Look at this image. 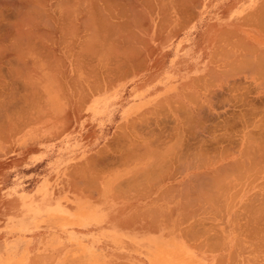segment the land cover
<instances>
[{
	"label": "crops",
	"instance_id": "1",
	"mask_svg": "<svg viewBox=\"0 0 264 264\" xmlns=\"http://www.w3.org/2000/svg\"><path fill=\"white\" fill-rule=\"evenodd\" d=\"M93 1L86 0L84 7L79 13V18L72 24L73 30L70 27V29L64 30L66 33H61L62 38L63 34H66L64 35L65 39L69 37L66 42L59 35L55 37L56 40L54 39L52 44L50 43L49 48L56 51L55 53L54 51L52 53L48 52V48L46 51V53L48 52V58L45 57L46 54H43L44 56L41 55L45 52L36 54L34 66L35 83L30 84V88H28L29 84H23L22 81L15 86L14 91H8L6 86L0 85V92L3 90L0 93V106L3 104L0 109V264H57L52 259L58 250L44 245V236L47 235L44 229H36L34 232L28 233H23L22 229L24 227L25 229L33 228L35 222L38 221L39 205H46L47 210L53 212L55 208L59 207L63 210L68 208L71 211H75L82 204L90 206L98 216L88 224H71L67 228L73 235H78L84 243L91 242V239L87 237L89 234L100 237V241L93 243V250L101 252L105 259L98 264H152V261L148 258L149 247L155 242H159L165 248L179 250L185 248L194 255L200 254L206 260V264H264V145L262 143L264 142V133L261 128H257L264 124V118L260 115V110L264 108V101L257 97L243 100L228 99L229 94L233 93L258 94L264 92V83H262L264 82L262 81L264 79V72L262 73L264 65H261L263 63L255 66L257 68L258 65H261L263 67L261 71L255 67H252L256 69L254 71L249 68V62L253 63L252 66H254V61H261L260 57L255 59L257 54L258 56L261 54L262 57L264 54V14L262 15V11L264 13V0H198V3L196 2L197 0H188L190 3H186L188 6L189 4L191 5L190 9L194 12L185 7V10L189 9L187 14L190 17H188L185 14L184 7L181 8L183 9L182 13L185 11L186 18L181 17L182 13L178 8L186 6L185 2L182 5L184 0H181L180 4L182 6H177L178 2H180L179 0H175L176 2L174 0H149L150 2L147 0L149 5H153L151 10L148 3L144 2V0H132L133 2L130 0H125V2L124 0H119L123 5L119 1L113 4V0H111V3L109 0H105L103 3V0H96V3L94 2L96 9L93 6ZM130 2L131 8H136L131 9L129 6V11L127 7ZM117 4H121L122 8L125 7L124 10ZM145 5L146 7H144ZM100 6L101 11L98 10ZM110 8L116 19L113 16L111 17L112 14H109ZM91 9H93L94 13H92ZM131 10L135 11V14ZM137 11L140 13L138 14ZM72 13L70 12V14ZM105 13L108 15L106 16ZM131 13H133L135 20H129V16H131L130 19L132 18ZM83 14L86 15L83 17ZM103 14L107 19L109 18L104 25H102L105 21ZM75 16L76 14L73 13L69 18L74 19ZM161 16H164L167 21L163 22V19L159 18ZM191 16L195 18L192 19ZM80 17L84 19V22L86 21L85 19H88L85 25ZM92 17L96 20L94 21ZM90 18L96 24L93 22V25H91L92 20ZM182 18L187 19L186 23L183 22L184 20L181 21ZM258 18L259 21H257ZM137 19H140L137 21L138 23L134 22ZM124 20H126V23ZM128 20L129 23L134 22L135 24L130 23V26V24H127ZM141 20L144 25L146 24L145 26L142 25L145 30L141 26L143 32L140 27L137 28ZM102 21L103 23H101ZM110 21H115V23ZM116 21L121 24L118 23V26ZM108 22L111 23L113 31L116 30V26L119 31L123 28L128 30L130 27V31H123V29L119 32L117 29L118 32L114 33L115 31L113 32L109 28ZM99 24L100 26L97 27L98 34L101 32L105 37L96 33L98 37H103V40L98 38L102 42L98 39L95 42L96 36H94L95 38L93 37V30ZM113 24H116V26L113 27ZM126 24L128 25L127 28ZM105 25L106 27L104 28H108V31L104 32L102 26ZM123 25L126 26L123 27ZM77 26L78 28H76ZM146 26L148 27V32L146 31ZM188 26L191 28L189 29ZM91 27L93 30L90 29ZM98 28H101L102 31ZM81 29L83 30L81 31ZM131 30H135L133 33L136 32V36ZM69 31L70 34H68ZM98 31L95 30L94 32ZM137 32L138 35L140 34V38H138L139 36L137 37ZM109 33H111L112 37L120 39V41H116L115 38H113L115 40H111L112 37H109ZM118 33H124V36ZM107 34L109 35L107 36ZM125 34L128 36H125ZM154 34L155 36H153ZM125 37L130 38L131 43L129 40L128 43ZM143 37L146 38L147 42ZM72 38L74 39L73 42ZM125 40L128 43L127 47L125 46L127 45ZM91 41H94V44L90 43ZM104 41L105 43H103ZM107 41H109L108 44H106ZM123 41L125 45H123ZM137 41L138 43H136ZM139 41L147 43V49L146 45L143 47L144 44L142 45ZM119 43L122 45L120 46ZM92 45H94V48H92ZM102 45L103 47L107 45V48L104 50ZM114 45L120 47L121 51H123V46H125L126 51L124 52L128 51L129 53L127 56L136 57H133L131 61L137 60L134 62L135 64L137 62L141 63H139L140 66L138 64L140 70L139 68H134V63L132 64L126 58L124 52L120 54L119 52L121 51L118 48L116 51V47H113ZM133 45H137V48L136 46L135 48L138 51L136 49L135 51L140 52V56L129 51V49L132 50L129 48L131 46L134 49ZM243 45L246 47H242ZM108 46L115 51L113 52V49ZM87 47L91 48L87 49ZM222 47H224V50ZM252 47L257 48V50L254 51L255 49L253 48V50ZM94 49L98 52L95 53ZM249 49L253 52V56H251ZM84 50L89 51L85 52ZM260 50L263 51L259 54ZM75 51L77 53L83 51L82 53L86 54L82 55L80 53V56L78 54L79 57L76 58ZM141 51H143L142 55L145 52L144 57L141 56ZM203 51L205 54H203ZM112 52L113 60L117 56H121V58H119L120 61L116 59L114 61L115 64L112 63L111 66H120L121 63L119 64V62L124 58L126 59L122 61L126 62L119 67L122 71L119 69L120 71L116 72L118 67L116 68L117 70L113 68L115 71L112 70V72H116L117 75H115L116 73L112 75L113 73L109 72L110 69L108 73L105 70L110 68L109 63L112 60V55H109V53L111 54ZM116 52L120 55L116 54L117 56H115ZM130 52L132 53L131 55ZM221 52H223L222 55H220ZM226 53L228 58H226L227 56L223 58ZM230 53H233V55H230ZM52 54H56L57 57L62 59L58 60L56 55L52 56ZM84 55L85 57L89 56L84 58ZM54 56L57 59H54ZM81 56L83 60L79 61ZM140 57H143L145 61H140L142 59ZM243 57L247 59H243ZM45 59L46 61L49 59L51 62L48 63ZM76 59L78 65L76 64ZM86 59L93 62L92 65L97 69L94 71L95 73L92 71L94 67H91L92 65H89V61H86ZM241 61H247L249 64L245 62L244 68L239 69L241 65L238 62ZM82 62L85 63L83 69L80 67L83 65ZM228 62H231V64L229 63L228 65ZM259 62L257 61V63ZM51 63L55 65L52 64V66L54 65L53 67L48 66ZM128 63L130 67H128ZM123 65L126 66L123 67L125 70L122 68ZM51 67L54 69L53 72L55 74L51 71ZM84 67L88 68V72ZM126 70L127 73L125 72ZM221 70H225L226 76L229 75V77H225L224 71L222 72ZM226 70H230L232 73L230 71L228 73ZM83 71L86 72L84 73ZM255 71L256 73L260 71L261 74H256ZM5 72L6 67L3 68V73ZM211 73H214V77L210 76ZM105 74H109V77H106ZM259 75H263V78ZM56 77H60V79ZM71 80H74L75 85L74 82L72 84ZM96 80L97 82H95ZM209 81L211 82L209 83ZM212 82H214L213 85H211ZM78 84L79 87L77 86ZM72 86L75 87V90ZM32 87L36 89L33 88L32 90ZM209 90L213 91L209 92ZM41 91L45 97L41 94ZM8 92L12 94H10L11 97ZM33 92H37L36 95ZM213 93L215 95L211 96ZM40 96L43 97L40 98ZM190 96H193L194 99H191ZM208 97H210V101ZM195 99L198 103L200 101L199 104L201 106L204 104L205 107H199L197 102L194 101ZM5 103H7L8 107L4 106ZM10 103L14 104L10 106ZM196 105L204 110L201 112L202 109H200V112H197L200 115L202 113V117H200L202 121L199 120L200 122H198L200 115L196 113L197 108H194ZM179 107L182 110H178ZM184 108L185 110H191L190 114L187 111V114L185 111L184 114ZM178 111L179 113L182 111L181 113L185 116L181 115V113L180 115L184 119L178 115ZM197 111L199 110L197 109ZM191 113L195 114L194 118L196 119L192 118L193 114L192 117L189 116ZM19 123L21 125L18 127ZM179 129L183 133H180L181 131L178 133ZM249 140H253L255 143L251 144L248 142ZM181 142L183 145L180 144ZM173 145H176V147ZM164 148L172 149L173 152ZM159 149L161 152L158 151ZM162 150L164 151L162 152ZM174 151L176 154L181 153L177 154L176 157ZM188 153L190 154L188 155ZM182 155L185 159L181 157ZM193 155L197 159L194 164H192L195 161ZM174 157H176V160H174ZM186 157H189L190 160ZM167 158L172 166L167 163ZM182 159L189 164V166L188 164L185 165L186 169L184 168L185 163H179ZM192 159L193 162H191ZM199 159H204V164L203 166L201 165L202 169L197 167V165L200 166L202 164ZM150 161L153 163L151 164ZM154 161H160L161 165L163 163L162 167L164 168ZM118 162L122 163L119 165ZM165 164L169 167L167 168ZM190 164H192V167H190ZM155 166H157V169ZM187 166L190 169H187ZM143 167L147 169L146 171L144 170L145 175L144 171L141 172ZM139 168L141 174L138 171ZM178 169H180V173ZM151 170H156L159 174L153 172L156 177L159 176L155 180L159 184H154L156 183L154 181L155 175H152L153 179L146 178L150 175L146 174L148 171L150 173ZM135 171H138V173ZM163 171H166L167 174H165L167 176L165 182V177L164 175L162 176ZM196 172H201L202 174L199 173V175ZM175 174L178 175L176 176ZM189 174L194 182L187 183ZM196 174L199 177L203 175L204 178L200 177L198 179L199 177ZM219 178L225 179L224 182H220L222 180H219ZM161 179L162 181L160 182L159 180ZM185 179H187V182L184 181ZM136 180L137 183H135ZM131 182L133 184H141V188L137 185L132 187ZM149 182H151V185H149ZM117 183H119V187L123 185L125 188L122 186L119 188ZM125 183L130 184V186L125 185ZM175 183L178 187L176 185L170 186V184ZM186 183L187 185H184ZM146 184L148 192L145 188L147 187ZM173 186L175 189L170 190L173 191L170 192L169 188L172 189ZM183 186L184 189L185 186L186 188L190 186V188L187 189L188 191H183ZM132 189L134 195L130 192ZM137 189L141 191L139 194ZM164 189L167 191L165 192V196L168 195L166 197L163 196ZM150 191H153V193L151 192L150 194ZM159 192H163V194L160 193V195ZM135 193H137L136 197ZM192 193L194 194L191 195ZM174 194H177V196L174 197ZM205 194L208 197H205ZM143 195L145 198H143ZM189 195H191L190 198ZM159 198L161 199L159 200ZM207 198L210 200L207 201ZM189 199L191 200L190 202ZM183 202L185 204H181ZM171 207H173L172 210ZM162 213L168 215V218L165 214L163 216ZM58 232L60 234V231ZM103 235L121 238L122 245L120 249L106 238H102L101 236ZM23 237H26L25 240H23ZM74 251L77 250L73 247L70 248L67 251L69 252L68 257L61 264H82L81 259L83 257L80 254L74 255Z\"/></svg>",
	"mask_w": 264,
	"mask_h": 264
},
{
	"label": "bare ground",
	"instance_id": "2",
	"mask_svg": "<svg viewBox=\"0 0 264 264\" xmlns=\"http://www.w3.org/2000/svg\"><path fill=\"white\" fill-rule=\"evenodd\" d=\"M91 1H93V0H91ZM104 1H105V0H103L102 3H103ZM109 1H110V3L112 2L111 0H109ZM116 1L118 2L119 0H113L112 3L114 4V2H116ZM126 1H128V0H126ZM130 1H132V0H130ZM148 1H149V0H148ZM150 1H151V0H150ZM150 1H149V2H150ZM177 1H178V0H177ZM179 1H180V2H178L179 4H177V6H178V5H179V6H182L184 2H185V5H186V6L178 7V8L181 10V11H180V10L178 9L181 13H182V11H183V9H181V8L184 7V10H185L186 8H189V9L191 8V7H190L191 5L189 4V6H188L187 3H186V2H188V0H187V1H186V0L182 1V5L180 4V3H181V0H179ZM210 1H211V0H210ZM94 2L96 3V0H94L92 3L94 4ZM100 2H101V1H100ZM119 2H120V1H119ZM124 2H125V0H124ZM132 2H133V1H132ZM140 2H141V1H140ZM144 2L148 3V5H149V2H147V0H144ZM174 2H176V1L174 0ZM196 2L198 3V0H197ZM199 2H200V1H199ZM85 3H86V0H0V78H1V79H0V82L2 81V86H4V87L6 86V89H8L9 91H12V90L14 91V90H15V89H14L15 86L19 83V79H20L19 77H20V76L23 77V76L25 75V73H26V71H27L26 69L28 68L26 62H27L29 59H28L27 57L24 58V56H23V54H24V53H22V50H23V49L21 50V47L23 46V44H24V43L26 44V43H28V42H31V41L34 40V39H38V40L40 39L41 41H43V43H44V41H48V40H53V41H54L55 37H58L59 35L61 36V33H62V32H60V29H61V28L66 24V22L70 19V18L67 19V17H69L70 15H73V13H75V14H76L75 18H74V19H70V21L68 22V24H66V25H68V26L71 24L70 27H71V29H72V24H74V22L77 21V19L79 18V15H80L79 13H80L82 7H84ZM92 3H91V4H92ZM110 3H109V4H110ZM120 3L123 5L122 2H120ZM127 3H128V2H127ZM135 3H137V2H135ZM146 3H145V4H146ZM160 3H161V2H160ZM188 3H190V2H188ZM207 3H208V2H207ZM210 3H211V2H210ZM97 4H99V3H97ZM97 4H96V6H97ZM105 4H106V3H105ZM121 4H120V5L117 4V5L121 7ZM152 4H153V3H152ZM158 4H159V2H158ZM175 4H176V3H175ZM175 4H174V5H175ZM193 4H194V3H193ZM99 5H100V4H99ZM106 5L108 6V4H106ZM106 5H105V6H106ZM126 5H128V4H126ZM130 5H131V2L129 3V5H128V7H127V9H129V11H130V8H131ZM132 5L134 6V4H132ZM150 5H151V4H150ZM150 5H149V7H150V10H151V9L153 8V5H151V6H150ZM161 5H162V4H161ZM161 5H160V6H161ZM163 5H164V4H163ZM93 6H94V8L96 9L95 4H94ZM103 6H104V5H103ZM112 6H113V5H112ZM124 6H125V5H124ZM129 6H130V8H129ZM158 6H159V5H158ZM158 6H157V7H158ZM187 6H188V7H187ZM209 6H210V5H209ZM91 7H92V6H91ZM97 7H99V6H97ZM109 7H110V6H109ZM109 7H108V8H109ZM114 7H117V6H114ZM120 7H118V8H120ZM122 7H123V6H122ZM122 7H121V8H122ZM144 7H146V5H145ZM154 7H155V6H154ZM185 7H186V8H185ZM104 8H105V7H104ZM121 8H120V10H121ZM124 8H125V7H124ZM124 8H122V9L124 10ZM134 8H136V7H134ZM134 8H131V9H134ZM161 8H162V6H161ZM192 8H193V7H192ZM197 8H198V7H197ZM199 8H200V7H199ZM115 9H117V8H115ZM115 9H114V10H115ZM147 9H148V8H147ZM176 9H177V7H176ZM189 9H187V10H189ZM202 9H203V8H202ZM211 9H212V8H211ZM211 9H210V10H211ZM261 9H262V8H261ZM69 10H70V11H69ZM92 10H93V9H91V11H92ZM98 10L101 11V6H100V9H98ZM98 10H97V11H98ZM106 10H107V8H106ZM120 10H119V12H120ZM136 10H137V9H136ZM156 10H157V9H156ZM178 10H177V12H178ZM187 10H185L186 13H185V11H184L185 14H187V13L189 12V11L187 12ZM259 10H260V9H259ZM95 11H96V10H95ZM99 11H98V12H99ZM107 11H108V10H107ZM125 11H127V10L125 9ZM132 11H133V10H131V12H132ZM139 11H140V10H139ZM139 11H137L138 14L140 13ZM190 11H191V9H190ZM203 11L205 12V10H203ZM67 12H71V13L73 12V13L70 14L69 16H67ZM102 12H103V11H102ZM111 12H112V11H111V8H110V13H109V14H110V15L112 14L111 17L113 16V17H115V19H116V16H114V13H111ZM137 12H136V13H137ZM156 12H157V11H156ZM171 12H172V11H171ZM191 12H194V11L192 10ZM208 12H209V11H208ZM256 12H257V11H256ZM90 13H91V12H90ZM92 13H94V12L92 11ZM92 13H91V15H92ZM96 13H97V12H96ZM96 13H95V15H96ZM120 13H121V12H120ZM120 13H119V14H120ZM123 13H124V12H123ZM133 13L135 14V11H133ZM133 13H131V15H132ZM150 13H151V12H150ZM150 13H149V14H150ZM153 13H154V12H153ZM184 13H182V16H181L180 14H179V15H180L181 17H183V18H186L188 14L185 15ZM200 13H201V12H200ZM65 14H66V15H65ZM68 14H69V13H68ZM99 14H101V12H99ZM105 14H106V13H105ZM125 14H126V13H125ZM125 14H123V15H125ZM158 14H159V13H158ZM160 14H161V13H160ZM166 14H167V13H166ZM194 14H195V13H194ZM253 14H254V13H253ZM260 14H261V13L259 12V15H260ZM263 14H264V13H263V11H262V15H263ZM85 15H86V14H85ZM85 15L83 14V17H84ZM101 15H102V14H101ZM107 15H108V14H106V16H107ZM120 15H121V14H120ZM123 15H122V16H123ZM127 15H128V14H127ZM129 15H130V14H129ZM142 15H143V13H142ZM168 15H169V14H168ZM168 15H167V16H168ZM175 15H176V14H175ZM183 15H184L185 17H184ZM195 15H196V14H195ZM195 15H194V16H195ZM259 15H258V17L261 16V15H260V16H259ZM66 16H67V17H66ZM92 16H93V15H92ZM103 16H104V14H103ZM106 16L103 17V18H105V21H104V23H103V21L101 22V23H103L102 25H104L105 22H107V20H109V18L107 19ZM122 16H121V17H122ZM133 16H134V15H132V18H131V19H130L131 16H129V17H128L129 20L134 19L135 17L133 18ZM137 16H138V15H137ZM137 16H136V17H137ZM140 16H141V14H140ZM143 16L145 17V15H143ZM146 16H147V15H146ZM152 16H153V15H152ZM157 16H158V15H157ZM180 16H179V17H180ZM197 16H198V15H197ZM89 17H90V15L88 16V19H89ZM125 17H126V16H125ZM141 17H142V16H141ZM147 17H148V16H147ZM175 17H176V16H175ZM188 17H190V16L188 15ZM86 18H87V17H86ZM92 18H94V17H92ZM128 18H127V19H128ZM137 18H138V17H137ZM142 18H143V17H142ZM153 18H154V17H153ZM153 18H152V19H153ZM157 18H158V17H157ZM159 18H160V19H163V20H162L163 22H164V21H167V19H166L164 16H161V17H159ZM183 18L181 19V21L184 20L183 22L186 23L185 21H186L187 19H183ZM191 18L193 19V18H195V17H192V16H191ZM80 19H82V18L80 17ZM88 19H85V20L88 21ZM90 19H91V18H90ZM97 19L99 20V18H97ZM143 19H144V18H143ZM143 19H142V20H143ZM145 19L147 20V18H145ZM148 19H149V18H148ZM160 19H159V20H160ZM165 19H166V20H165ZM203 19H204V18H203ZM250 19H251V18H250ZM260 19H261V17H260ZM91 20H92V19H91ZM95 20H96V19L94 18V21H95ZM129 20H128V23H127V24L137 22V21L140 20V19H137L136 21H134V20H135V19H134V20H133L134 22H130V23H129ZM142 20H141L140 24L142 23ZM154 20H155V19H154ZM256 20H257V19H256ZM86 21H85V22H86ZM89 21H90V20H89ZM94 21L92 20V22H91L92 24H91V23H88V24L93 25V22H94ZM99 21H100V20H99ZM144 21H145V20H144ZM144 21H143V22H144ZM192 21H193V20H192ZM201 21H202V20H201ZM252 21H253V20H252ZM257 21H259V18H258ZM82 22L84 23V25L87 23V22H86V23L84 22V19H82ZM110 22H112V21H110ZM110 22H108L109 25L111 24ZM113 22L115 23V21H113ZM113 22H112V23H113ZM122 22H123V21H122ZM124 22L126 23V20H124ZM148 22H149V20H148ZM177 22H178V21H177ZM190 22H191V21H190ZM69 23H70V24H69ZM80 23H81V22H80ZM94 23L96 24V22H94ZM118 23L121 24L120 22H117V21H116V24H118ZM137 23H138V22H137ZM145 23H146V22H145ZM157 23H158V22H157ZM157 23H156V24H157ZM178 23H179V22H178ZM81 24H82V23H81ZM97 24H98V21H97ZM108 24L106 23V25H108ZM116 24H113L114 26H113V25H112V26L115 27ZM119 24H118V26H119ZM127 24H126V25H127ZM134 24H135V23H134ZM134 24H133V25H134ZM140 24H139V26H138L137 28L140 27V30H141V26L144 25V24H143V23H142L141 25H140ZM161 24H162V23H161ZM84 25H83V26H84ZM106 25H105V26H102V29H103L104 27H106ZM126 25H123V27H125ZM136 25H137V24H136ZM145 25H146V24H145ZM145 25H144V26H145ZM94 26H95V25H94ZM99 26H100V24H99V25H96V27H95V30H96V31H98V30H97V27H99ZM120 26H122V25H120ZM130 26H131V24H130ZM144 26H142L143 29H144ZM160 26H162V25H160ZM183 26H184V25H183ZM185 26H186V24H185ZM50 27H52V28H53V27H59L60 29L58 28V29H59L58 31L55 29V31L53 32V35H52V34H51L52 32H49V31H48V28H50ZM66 27H67V26H66ZM81 27H82V25H81ZM113 27H112V28H113ZM127 27H128V25L126 26V28H127ZM154 27H155V26H154ZM188 27H189V26H188ZM67 28H68V27H67ZM67 28H66V29H67ZM73 28H74V27H73ZM76 28H78V26H77ZM88 28H89V26H88ZM109 28L111 29V25H110ZM120 28L122 29V27H120ZM145 28H146V31L148 32V30H147L148 27L146 26ZM162 28H163V27H162ZM164 28H165V27H164ZM190 28H191V27H189V29H190ZM53 29H54V28H53ZM62 29H63V28H62ZM66 29H65V27H64L63 32H64V30L66 31ZM69 29H70V28H69ZM90 29L93 30L92 27H91ZM98 29H99V28H98ZM102 29L100 28L99 30L102 31ZM104 29H105V30H104ZM104 29H103V31L105 32L108 28H107V29L104 28ZM114 29H115V28H114ZM117 29H118V31H119V28H117V26H116V30H114L115 32H114L112 29H111V30H112L114 33H117V32H118ZM123 29H124V30H123ZM123 29H122L123 31H130V30H129L130 27H129L128 30H127V29L125 30V28H123ZM143 29H142V30H143ZM67 30H68V29H67ZM72 30H73V29H72ZM82 30H83V29H81V31H82ZM92 30H91V31H92ZM95 30H93V33L95 34V35L93 34V37L96 36V38L94 37V38L96 39V40H94L95 42L98 41V40H100V39H102L103 37H105V35L101 34V32H100V34H101V36H103V37H102V38H100V36L98 37V35H100V34H98L99 31H98V32H94ZM122 30H121V31H122ZM142 30H141V31H142ZM144 30H145V29H144ZM162 30H163V29H162ZM70 31H71V30H70ZM70 31H69V33H68V32H67V33L70 34ZM88 31H89V30H88ZM107 31H108V30H107ZM121 31H119V32H121ZM133 31H135V30H131L132 33H133ZM146 31H145V32H146ZM109 32H110V31H109ZM142 32H143V31H142ZM175 32H176V31H175ZM64 33H66V32H64ZM96 33H97L98 35H97ZM128 33H129V32H128ZM235 33H236V32H235ZM68 34H67V35H68ZM105 34H106V33H105ZM109 34H110V35H109ZM109 34H107V36L109 35V37H110V36H111V33H109ZM118 34H119V33H118ZM120 34L123 35L124 33H120ZM120 34H119V35H120ZM133 34H134V36H136V32H134ZM133 34H132V35H133ZM165 34H166V32H165ZM64 35H66V34H63V38H62V36L60 37V38H62V40L65 39V38H64V37H65ZM84 35H85V34H84ZM139 35H140V34H139ZM139 35H138V32H137V37H138ZM163 35H164V34H163ZM235 35H236V34H235ZM82 36H83V35H82ZM107 36H106V37H107ZM123 36H124V35H123ZM125 36H128V35L125 34ZM149 36H150V35H149ZM151 36H152V35H151ZM153 36H155V34H154ZM66 37H67V36H66ZM109 37H107V38L109 39ZM111 37H112V36H111ZM129 37H130V36H129ZM67 38H69V37H67ZM67 38L65 39V42H66ZM98 38H100V39H98ZM113 38H115V37L113 36V37L111 38V40H115V39H116V41H118V42L120 41V39L118 40L117 38H115V39H113ZM122 38H123V37H122ZM125 38L127 39V42H128V40H129V42H130V38H131V37H130L129 39H128V37H125ZM132 38H133V37H132ZM138 38H140V36H139ZM143 38H144L145 41H146V38H145V37H143ZM143 38H142V39H143ZM97 39H98V40H97ZM144 39H143V40H144ZM154 39H155V38H154ZM224 39H225V38H224ZM55 40H56V39H55ZM73 40H74V39L72 38V42H73ZM102 40H103V39H102ZM111 40H110V41H111ZM140 40H141V39H140ZM83 41H84V40H83ZM94 41H93V42L91 41L90 43H93V44H94ZM100 41H101V40H100ZM135 41H136V40H135ZM141 41H142V40H141ZM141 41H139V42L141 43ZM34 42H36V41L34 40ZM51 42H52V41H51ZM101 42H102V41H101ZM113 42H114V41H113ZM127 42H126V40H125V43L127 44V45H125V44H124V41H123V45H125L126 47L128 46V43H129V42H128V43H127ZM146 42H147V41H146ZM156 42H157V41H156ZM240 42H241V41H240ZM240 42H239V44H241ZM31 43H33V42H31ZM36 43H37V42H36ZM39 43H40V41H39ZM43 43H42V44H43ZM45 43H46V42H45ZM55 43H56V41H55ZM62 43H63V42H62ZM74 43H75V41H74ZM74 43H73V44H74ZM81 43H82V41H81ZM103 43H105V41H104ZM103 43H102V44H103ZM108 43H109V41L106 42V44H108ZM130 43H131V42H130ZM132 43L134 44V42H132ZM136 43H138V41H137ZM149 43H150V41H149ZM242 43H244V42H242ZM247 43H248V42H247ZM37 44H38V43H37ZM46 44H47V43H46ZM51 44H52V43H51ZM60 44H61V42H60ZM84 44H85V43H84ZM95 44H96V43H95ZM141 44H142V45L144 44L143 47H145V45H146L147 43H144V42H143V43H141ZM29 45H30V43H29ZM33 45H34V44H33ZM33 45H32V46H33ZM81 45H83V44H81ZM85 45H86V44H85ZM96 45H97V44H96ZM99 45H101V43H99ZM112 45H113V43H112ZM119 45L121 46L122 44L119 43ZM129 45H130V44H129ZM149 45H150V44H149ZM246 45H247V44H246ZM39 46H40V45H39ZM49 46H50V45H49ZM83 46H84V45H83ZM87 46H88V45H87ZM90 46H91V44H90ZM93 46H94V45H92V48H94ZM97 46H98V45H97ZM104 46H105V47H103V45H102V47H103L104 50H105V48H107V45H104ZM117 46H118V44H117ZM117 46H115V45L113 46L114 48L116 47V48H115L116 51H117V48L120 49V47H117ZM125 46H123V49H122L123 51H121V49H120V51H121V52H119L120 54H121L122 52L126 51V50H125L126 48H124ZM133 46H134V49H133L132 46L129 47V48H131L133 51L130 50V49H129V51H131V52L134 53V54L137 53V54H135V55L140 56V55H139L140 52H136V51H135V49L137 48V45H133ZM135 46H136V48H135ZM240 46H241V45H240ZM244 46H245V45H243L242 47H244ZM248 46H251V45H248ZM248 46H247V48H248ZM27 47H28V46H27ZM27 47L25 46V48H27ZM29 47H31V46H29ZM35 47H36V45H35ZM37 47H38V46H37ZM37 47H36V48H37ZM52 47H53V46H52ZM88 47H89V46H88ZM88 47H87V49H90V48H91V47H90V48H88ZM99 47H100V46H99ZM108 47H110V46H108ZM139 47H140V46H139ZM139 47H138V48H139ZM149 47H150V46H149ZM245 47H246V46H245ZM22 48H23V47H22ZM36 48H35V49H36ZM39 48H40V47H39ZM44 48L46 49V48H47V45H46V47H44ZM44 48H41V49H44ZM58 48H59V47H58ZM62 48H63V47H62ZM96 48H97V47H96ZM103 48H102V49H103ZM222 48H223V50H224V47H222ZM222 48H221V49H222ZM247 48H246V49H247ZM253 48H254V47H252V49H253ZM29 49L31 50V48H29ZM32 49H33V51H36V50H34V48H32ZM41 49H40V50H41ZM110 49H113V48L110 47ZM146 49H147V45H146ZM153 49L155 50V48H153ZM157 49H158V48H157ZM254 49H255V48H254ZM254 49H253V50H254ZM38 50H39V49H38ZM38 50H37V51H38ZM40 50H39V51H40ZM47 50H48V49H47ZM47 50H45V53H42V54H41V55L46 54V56H45L46 58H48V55H47L48 52L52 53V51H54V50H51V48H49V51L46 53ZM100 50H101V49H100ZM115 50L113 49V52H114ZM127 50H128V48H127ZM136 50H137V49H136ZM140 50H141V47H140ZM142 50H143V49H142ZM154 50H153V51H154ZM243 50H244V49H243ZM243 50H242V51H243ZM250 50H251V49H249V51H250ZM256 50H257V48H256L254 51H256ZM25 51L27 52V49H26ZM25 51H23V52H25ZM39 51H38V52H39ZM65 51H66V50H65ZM84 51H85V50H84ZM86 51L88 52L89 50H86ZM86 51H85V52H86ZM94 51H95V53L98 52V51L95 50V49H94ZM101 51H102V50H101ZM111 51H112V50H111ZM118 51H119V50H118ZM137 51H138V50H137ZM143 51H144V50H143ZM143 51H141V56H143V55L145 54V52H144V54L142 55ZM225 51H226V50H225ZM235 51H236V50H235ZM261 51H263V50H260V51H259V54H260ZM55 52H56V51H54V53H55ZM75 52H76V51H75ZM79 52H80V51H79ZM82 52H83V51H82ZM82 52H80V53H82ZM91 52H92V51H91ZM91 52H90V53H91ZM106 52H107V51H106ZM113 52H112L111 54L109 53V55H112V56H111V57H112V60H110V63H109V64H110V68H108V66H107L108 69H105V70H107V72L104 71V70H102V71H104V72H106V73H108L109 69H110V71H109L110 73H111L112 70H114V69L117 70V69H116L117 67H118V71H116V72H119L120 70L122 71V69L119 68V67H121V64H122V63H125V62H126V61H125V62H122V61L125 59V58L123 59V55H122V59H123V60L121 59L122 61L119 62V64L121 63L120 66H117V67H115V66H111V64L114 63V61H115L116 59L119 60V58H121V56L118 57V56L116 55V54L120 55L118 52H116L114 55L117 56L118 58L116 57V59L113 60V58H114V57H113ZM131 52H130V55L132 54ZM149 52H150V51H149ZM203 52H204V51H203ZM250 52H251V51H250ZM33 53H34V52H33ZM35 53H36V52H35ZM40 53H41V52H40ZM40 53H39V54H40ZM80 53H77V52H76V55H75L76 58L80 56ZM124 53H125V52H124ZM126 53H128V51H127ZM126 53H125L124 55H126V58H128L132 64H133L135 61H137V60L134 59L135 61L132 62L131 60H132V58L135 57V56H133V57H130V56H129V57H130V58H129V57L127 56V55H129V53H128V54H126ZM150 53H151V52H150ZM216 53H217V52H216ZM227 53H228V52H227ZM227 53H226V55H225V54L223 55V58H225L224 56H227ZM252 53H253V52H251V56H253ZM254 53H255V52H254ZM262 53H263V52H262ZM36 54H37V53H36ZM74 54H75V53H74ZM78 54H79V56H78ZM83 54H86V53H82V55H83ZM92 54H94V53H92ZM100 54H101V52H100ZM151 54H152V53H151ZM201 54H202V53H201ZM203 54H205V52H204ZM222 54H223V52H221L220 55H222ZM243 54L245 55V53H243ZM24 55L26 56V53H25ZM49 55H50V54H49ZM53 55H56V54H52V56H53ZM95 55H97V54H95ZM147 55H148V54H147ZM207 55H208V54H207ZM228 55H229V54H228ZM230 55H233V53H230ZM230 55H229V56H230ZM239 55L243 56L242 54H239ZM43 56H44V55H43ZM50 56H51V55H50ZM50 56H49V57H50ZM58 56H59V55H58ZM60 56H61V55H60ZM87 56H89V55H87ZM87 56L85 57V55H84L83 57H84V58H87ZM203 56H205V55H203ZM245 56H246V55H245ZM45 57H44V58H45ZM54 57H55V56H54ZM56 57H57V55H56ZM56 57H55L54 59H57V58H58V60L60 59L59 57H57V58H56ZM92 57H93V56H92ZM143 57H144V56H143ZM143 57H140V58H142V59H140V61H142V60L145 61V59H144ZM149 57H150V56H149ZM149 57H148V59H149ZM152 57H153V56H152ZM213 57H215V56H213ZM230 57H231V56H230ZM246 57H247V56H246ZM246 57H243V59H247ZM259 57H260V59H261V61H260V60H257L258 62L260 61L259 63H257V61H254L255 65L252 66L253 63L249 62V63H250L249 66H250V67H249L248 65H246V66H248L249 68H252V67H255L256 64L263 63V64H261V65H264V62H263V60H264V54H263V57L261 56V54H260V56H258V54H257V58H255V59H259ZM50 58H51V57H50ZM50 58H49V59H50ZM94 58H96V57H94ZM94 58H93V59H94ZM98 58H99V57H98ZM102 58H103V57H102ZM135 58H136V57H135ZM137 58H138V57H137ZM226 58H228V56H227ZM241 58H242V57H241ZM27 59H28V60H27ZM49 59H48V60H49ZM61 59H62V58H61ZM61 59H60V60H61ZM80 59H81V60H79V61H82V60H83V59H82V56H81ZM88 59H89V58H88ZM88 59H86V61H87ZM90 59H91V58H90ZM128 59H127V61H129ZM30 60H32V59H30ZM48 60L46 61V59H45L46 62L50 63L51 61H50V60L48 61ZM51 60H52V59H51ZM58 60H57V62H58ZM72 60H73V59H72ZM91 60H92V59H91ZM91 60H90V61H91ZM125 60H126V59H125ZM138 60H139V59H138ZM233 60H235V59H233ZM239 60H240V59H239ZM239 60H238V61H239ZM73 61H74V60H73ZM86 61H85V63H86ZM88 61H89V60H88ZM90 61H89L88 63H89V65H92L93 62H92V61L90 62ZM94 61H95V59H94ZM111 61H113V62H111ZM119 61H120V60H119ZM217 61H218V60H217ZM236 61H237V60H236ZM236 61H235V62H236ZM28 62H29V61H28ZM31 62H32V61H31ZM55 62H56V61H55ZM63 62H64V61H63ZM108 62H109V61H108ZM116 62H117V61H116ZM148 62H149V61H148ZM155 62H156V61H155ZM211 62H212V61H211ZM218 62H219V61H218ZM245 62L247 63V61H245ZM245 62H242V61H241V62H238L239 65H241V67H239V69L242 68V67L246 64ZM29 63H30V62H29ZM65 63H66V62H65ZM65 63H63V64H65ZM79 63H80V62H79ZM82 63H83V62H82ZM85 63H83V65L81 64L82 66H80V67H82V69H83V66H85V65H84ZM139 63H140V62H137V63H136V64H137V66H136L137 68L135 67L136 64H135V63L133 64V66H134L135 69H138V68H139V70H140V67H139V66H140L141 63H140V64H139ZM153 63H154V61H153ZM202 63H203V62H202ZM202 63H201V64H202ZM229 63L231 64V62H228V65H229ZM242 63H243V64H242ZM249 63H247V64H249ZM52 64H54V63H51V65L48 64V66H52ZM63 64H62V65H63ZM76 64L78 65V63H77V59H76ZM114 64H115V63H114ZM128 64H129V63H128ZM128 64H127V65H128ZM138 64H139V66H138ZM146 64H147V63H146ZM154 64H155V63H154ZM211 64H212V63H211ZM215 64H216V63H215ZM226 64H227V63H226ZM232 64H233V62H232ZM54 65H55V64H54ZM54 65H53V66H54ZM72 65H73V64H72ZM74 65H75V64H74ZM87 65H88V64H87ZM116 65H118V64H116ZM124 65H125V64H124ZM124 65L122 66V68H123V67H126V66H124ZM143 65H144V64H143ZM202 65H203V64H202ZM261 65H258L257 68H256V67H255V68H256L257 70L260 69V71H261L262 68L264 67V66L262 67ZM29 66H30V65H29ZM41 66H42V65H41ZM53 66H52V67H53ZM58 66H59V63H58ZM141 66H142V65H141ZM162 66H163V65H162ZM197 66H198V65H197ZM234 66H235V63H234ZM246 66H245V67H246ZM259 66H261V67L258 68ZM4 67H6V72H5L6 74L3 73V68H4ZM52 67H51V71L53 72L54 69H53ZM63 67H64V66H63ZM86 67H87V66H86ZM86 67H84V68H85V70L87 71L88 68H86ZM89 67H90V66H89ZM91 67H94V65H92ZM128 67H130V64H129ZM128 67H127V69H128ZM149 67H150V66H149ZM160 67H161V66H160ZM219 67H220V66H219ZM228 67H229V66H228ZM30 68H31V70H33L32 67H30ZM46 68H48V67L46 66ZM113 68H114V69H113ZM134 68H133V69H134ZM141 68H142V67H141ZM145 68H146V67H145ZM232 68H233V66H232ZM232 68H231V69H232ZM243 68H244V67H243ZM24 69H25L26 71H24ZM28 69H29V68H28ZM48 69H49V68H48ZM52 69H53V70H52ZM55 69H56V68H55ZM89 69H91V68H89ZM119 69H120V70H119ZM123 69H124V68H123ZM129 69H130V68H129ZM135 69H134V70H135ZM142 69H143V68H142ZM201 69H202V68H201ZM229 69H230V67H229ZM256 69L252 68L251 70L254 71V70H256ZM77 70H78V69H77ZM96 70H97V69H95V67H94V70H92L93 73H95L94 71H96ZM115 70H114V71H115ZM124 70H125V69H124ZM124 70H123V71H124ZM148 70H149V69H148ZM154 70H155V69H154ZM212 70H213V68H212ZM212 70H211V71H212ZM232 70H233V69H232ZM249 70H250V69H249ZM263 70H264V69H263ZM263 70H262V73L264 72ZM86 71H85V72H86ZM152 71H153V70H152ZM200 71H201V70H200ZM218 71H219V70H218ZM218 71H217V72H218ZM221 71H222V70H221ZM223 71H224V72H223ZM223 71H222V72L224 73L225 77H227V76L229 77V75L226 76V72H225V70H223ZM226 71H227L228 73L231 72L230 70H226ZM229 71H230V72H229ZM260 71H259V73H260ZM24 72H25V73H24ZM27 72H28V71H27ZM68 72H69V71H68ZM83 72H84V71H83ZM85 72H84V73H85ZM87 72H88V71H87ZM116 72H115V73H116ZM125 72L127 73V70H126ZM125 72H124V73H125ZM133 72H134V71H133ZM146 72H147V71H146ZM222 72H221V73H222ZM257 72H258V71H257ZM23 73H24V75H23ZM91 73H92V72H91ZM99 73H100V72H99ZM99 73H98V74H99ZM110 73H109V74H110ZM112 73H113L112 75L115 74L114 72H112ZM120 73H121V72H120ZM208 73H209V72H208ZM231 73H232V72H231ZM255 73H256V71H255ZM255 73H254V75L259 74V73H256V74H255ZM4 74H5V75H4ZM7 74H8V75H7ZM26 74H27V73H26ZM53 74H55V73L53 72ZM109 74H105L106 77H109ZM204 74H205V73H204ZM260 74H261V73H260ZM19 75H20V76H19ZM62 75H63V74H62ZM89 75H90V72H89ZM89 75H87V76H89ZM94 75H95V74H94ZM96 75H97V73H96ZM96 75H95V76H96ZM99 75H100V74H99ZM105 75H104V76H105ZM112 75H110V76H112ZM115 75H117V73H116ZM162 75H164V74H162ZM215 75H216V74H215ZM224 75H223V76H224ZM263 75H264V74H263ZM263 75H259V76H260V77L262 76L261 78H263ZM65 76H67V75H65ZM73 76H74V75H73ZM73 76H72V78H73ZM104 76H103V77H104ZM124 76H125V75H124ZM133 76H134V75H133ZM137 76H138V75H137ZM143 76H144V75H143ZM210 76H211V77H214V73H211ZM219 76H220V75H219ZM8 77H9V79H6V78H8ZM24 77H25V76H24ZM26 77H27V75H26ZM92 77H93V75H92ZM99 77H100V76H99ZM106 77H104V78H106ZM119 77H120V76H119ZM164 77H165V76H164ZM197 77H198V76H197ZM216 77H217V76H216ZM220 77H221V76H220ZM220 77H219V78H220ZM225 77H224V79H225ZM56 78L60 79V77H56ZM114 78H115V77H114ZM125 78H126V77H125ZM130 78H132V77H130ZM73 79H75V78H73ZM121 79H122V78H121ZM123 79H124V78H123ZM128 79H129V78H128ZM213 79H215V78H213ZM216 79H217V78H216ZM221 79H222V77H221ZM106 80H107V79H106ZM190 80H191V79H190ZM227 80H228V78H227ZM71 81H72V84H73L74 80H71ZM101 81H102V80H101ZM205 81H206V80H205ZM262 81H264V79H262ZM20 82H21V80H20ZM95 82H97V80H96ZM186 82H187V81H186ZM210 82H211V81H209V83H210ZM24 83H25V82H24ZM26 83H27V82H26ZM61 83H62V82H61ZM69 83H70V82H69ZM90 83H91V81H90ZM92 83H93V82H92ZM152 83H153V82H152ZM213 83H214V82H212L211 85H213ZM262 83H264V82H262ZM58 84H59V83H58ZM108 84H109V83H108ZM193 84H194V83H193ZM0 85H1V84H0ZM21 85H22V84H21ZM69 85L71 86V84H69ZM74 85H75V82H74ZM74 85H73V86H74ZM188 85H189V84H188ZM190 85H191V84H190ZM214 85H215V84H214ZM25 86L27 87V85H25ZM29 86H30V84L28 85V88L31 87V86H30V87H29ZM34 86H35V85H34ZM73 86H72V87H73ZM77 86L79 87V84H78ZM92 86H93V85H92ZM89 87H90V86H89ZM146 87H147V86H146ZM193 87H194V86H193ZM195 87H196V86H195ZM2 88H3V87H2ZM18 88H19V87H18ZM18 88H17V89H18ZM28 88H27V89H28ZM33 88H34V87H32V90H33ZM37 88H38V86H37ZM74 88H75V87H73V89H74ZM143 88H144V87H143ZM34 89H36V88H34ZM84 89H85V88H84ZM90 89H91V88H90ZM92 89H94V88H92ZM198 89H199V88H198ZM29 90H30V89H29ZM38 90H41V89H38ZM74 90H75V89H74ZM138 90H139V89H138ZM215 90H216V89H215ZM215 90H214V91H215ZM2 91H3V90H2ZM2 91H1V92H2ZM212 91H213V90H209V92H212ZM218 91H219V90H218ZM1 92H0V93H1ZM17 92H18V91H17ZM34 92H35V91H34ZM34 92H33V94L36 95L37 92H36V93H34ZM63 92H64V90H63ZM209 92H208V93H209ZM216 92H217V91H216ZM222 92H223V91H222ZM222 92H221V93H222ZM14 93H15V92H14ZM198 93H199V92H198ZM208 93H207V94H208ZM8 94H9V92H8ZM10 94H11V93H10ZM10 94H9V96H10ZM28 94H29V93H28ZM30 94H32V93H30ZM38 94H39V93H38ZM41 94H43L42 91H41ZM200 94H201V93H200ZM11 95H12V94H11ZM20 95H22V94H20ZM35 95H34V97H35ZM73 95H74V94H73ZM191 95H192V94H191ZM213 95H215V93L211 94V96H213ZM1 96H2V95H1ZM9 96H8V97H9ZM32 96H33V95H32ZM37 96H38V95H37ZM43 96L45 97L44 94H43ZM43 96H40V98L43 97ZM188 96H189V95H188ZM197 96H199V95H197ZM208 96H209V95H208ZM211 96H210V97H211ZM2 97H3V96H2ZM10 97H11V96H10ZM190 97H191V96H190ZM192 97H193V96H192ZM192 97H191V99H194V97H193V98H192ZM202 97H203V95H202ZM210 97H208V100H209V101H210V99H209ZM216 97H217V96H216ZM3 98H4V97H3ZM36 98H38V97H36ZM82 98H83V97H82ZM187 98H188V97H187ZM217 98H219V97H217ZM235 98H236V97H235ZM239 98H240V97H239ZM14 99H15V98H14ZM27 99H28V98H27ZM32 99H33V98H32ZM196 99H198V98L196 97ZM196 99H195L194 101L197 102ZM212 99H213V97H212ZM212 99H211V102H212ZM220 99H221V97H220ZM1 100H2V99H1ZM22 100H23V99H22ZM29 100H30V99H29ZM29 100H28V101H29ZM199 100H200V99H199ZM231 100H232V99H231ZM6 101H8V100H6ZM11 101H12V100H11ZM13 101H14V100H13ZM34 101H35V100H34ZM194 101H193V102H194ZM205 101H206V99H205ZM221 101H222V100H221ZM2 102H3V101H2ZM4 102H5V101H4ZM196 102H195V103H196ZM207 102H208V101H207ZM28 103H29V102H28ZM35 103H36V101H35ZM42 103H43V102H42ZM42 103H41V104H42ZM199 103H200V101H199ZM199 103L197 102V104L199 105V107H202V106L205 107V105L203 104V102H202V104H203L202 106H201ZM209 103H210V102H209ZM224 103H225V101H224ZM6 104H7V103H5L4 106H5ZM13 104H14V103H12V104L10 103L9 105L12 106ZM207 104H208V103H207ZM2 105H3V104H2ZM2 105H1V106H2ZM19 105H20V104H19ZM198 105H196V107H194V108H197V109L199 110V111H197V109H196V113H197V112H200V109L203 108V107H202V108H198ZM1 106H0V109H1ZM6 106H7V105H6ZM28 106H29V105H28ZM7 107H8V106H7ZM43 107H44V106H43ZM183 107H185V106H183ZM183 107H182V108H183ZM12 108H13V107H12ZM12 108H11V110H12ZM15 108H16V107H15ZM17 108H20V107H17ZM22 108H23V107H22ZM187 108H188V107H187ZM3 109H4V108H3ZM23 109H26V108H23ZM23 109H22V110H23ZM28 109H29V108H28ZM172 109H173V108H172ZM180 109H181V107H179L178 110H180ZM4 110L6 111V109H4ZM181 110H182V109H181ZM188 110H189V109H186V110H185V108H184V109H183V113H184V111H185V112L187 111L188 113L191 111V110H189V111H188ZM1 111H2V110H1ZM16 111H18V110H16ZM16 111H15V112H16ZM24 111H25V110H24ZM175 111H177V110H175ZM202 111H204V110L202 109L201 112H202ZM3 112H4V111H3ZM19 112H20V111H19ZM181 112H182V111H180V113H181ZM187 112H186V114H187ZM0 113H1V112H0ZM20 113H21V112H20ZM161 113H162V112H161ZM178 113H179V111H178ZM180 113H179L178 115H180ZM183 113H181V115H182ZM203 113H205V112H203ZM207 113H208V112H207ZM24 114H25V112H24ZM163 114H164V113H163ZM184 114H185V113H184ZM184 114H183V115H184ZM189 114H190V113H189ZM192 114H193V113H191V115H189V116L192 117ZM197 114H198V113H197ZM209 114H210V112H209ZM12 115H14V114H12ZM15 115H16V113H15ZM21 115H22V113H21ZM181 115H180V117H181L182 119H184V117L181 116ZM193 115H194V116H193L192 118H193V119H196V118H194V117H195V114H193ZM198 115H200V114H198ZM201 115H202V113H201ZM201 115L198 117V122L202 121L201 118H200V117H202ZM203 115H204V114H203ZM8 116H10V115H8ZM162 116H163V115H162ZM184 116H185V115H184ZM0 117H1V116H0ZM13 117H14V116H13ZM3 118H4V117H3ZM157 118H158V117H157ZM162 118H163V117H162ZM199 118H200V119H199ZM27 119H28V118H27ZM12 120H13V119H12ZM162 120H163V119H162ZM173 120H174V119H173ZM199 120H200V121H199ZM159 121H160V120H159ZM194 121H195V120H194ZM14 122H15V120H14ZM21 123H22V122H21ZM23 123H24V122H23ZM183 123H185V121H183ZM6 124H7V123H6ZM14 124H15V123H14ZM185 124H186V123H185ZM185 124H184V125H185ZM198 124H200V123H198ZM17 125H18V124H17ZM20 125H21V124L19 123L18 127H19ZM201 125H202V124H201ZM204 125H205V124H204ZM3 127H4V126H3ZM144 127H145V126H144ZM147 128H149V127H147ZM176 129H177V128H176ZM184 129H185V128H184ZM203 129H205V128H203ZM16 130H17V129H16ZM138 130H139V129H138ZM207 130H208V129H207ZM14 131H15V129H14ZM179 131H181V129L178 130V133H179ZM147 132H148V131H147ZM149 132H150V131H149ZM206 132L208 133V131H206ZM2 133H3V132H2ZM178 133H177V134H178ZM180 133H183V132L181 131ZM172 134H173V133H172ZM175 134H176V133H175ZM151 135H152V134H151ZM191 135H192V134H191ZM178 136H179V135H178ZM180 136H181V135H180ZM181 137H182V136H181ZM184 138H185V137H184ZM181 140H182V139H181ZM181 140H178V141H181ZM184 140H185V139H184ZM127 141H128V140H127ZM172 141H173V140H172ZM150 142H151V141H150ZM120 143H121V142H120ZM166 143H167V142H166ZM116 144H117V143H116ZM135 144H136V143H135ZM151 144H152V143H151ZM167 144H169V143H167ZM180 144L183 145L182 142H181ZM153 145H154V144H153ZM149 146H150V145H149ZM167 146H168V145H167ZM173 146L176 147V145H173ZM177 146H178V145H177ZM186 146H187V145H186ZM189 146H190V145H189ZM153 147H154V146H153ZM159 147H160V145H159ZM162 147H163V146H162ZM181 147H182V146H181ZM133 148H134V147H133ZM168 148H169V147H168ZM168 148H164V149L167 150ZM244 148H245V147H244ZM153 149H154V148H153ZM175 149H176V148H175ZM192 149H193V148H192ZM168 150L171 151L172 149H171V150L168 149ZM243 150H244V149H243ZM243 150H242V151H243ZM143 151H144V149H143ZM150 151H152V150H150ZM158 151H160V149H159ZM163 151H164V150H162V152H163ZM181 151H182V150H181ZM144 152H145V151H144ZM154 152H155V151H154ZM160 152H161V151H160ZM171 152H173V150H172ZM174 152H175V151H174ZM182 152H183V151H182ZM147 153H148V151H147ZM179 153H181V152H179ZM179 153H177V154H179ZM196 153H197V152H196ZM241 153H242V152H241ZM122 154H123V153H122ZM145 154H146V152H145ZM152 154H153V153H152ZM156 154H157V153H156ZM165 154H166V153H165ZM165 154H164V155H165ZM167 154H168V153H167ZM169 154H170V153H169ZM175 154H176V152H175ZM177 154L175 155L176 157H177ZM189 154H190V153H188V155H189ZM141 155H142V154H141ZM183 155H184V152H183ZM183 155H182L181 157H182L183 159H185V157H183ZM191 155H192V154H191ZM261 155H262V154H261ZM154 156H155V155H154ZM154 156H153V157H154ZM158 156H159V154H158ZM102 157H103V156H102ZM104 157H105V156H104ZM136 157H137V156H136ZM162 157H164V156H162ZM167 157H168V156H167ZM176 157H174V158H175L174 160H176ZM179 157H180V155H179ZM155 158H156V156H155ZM155 158H153V159H155ZM158 158H160V157H158ZM158 158H157V159H158ZM165 158H166V157H165ZM171 158H172V157H171ZM186 158H189V157H186ZM193 158H194L195 161L193 162V159H192V161H191V162H193L192 164L196 163V161H197L195 155H193ZM198 158H199V157H198ZM153 159H152V160H153ZM157 159H156V160H157ZM162 159H163V158H162ZM179 159H180V158H179ZM179 159H178V160H179ZM183 159H182V161H179V163H181V162L185 163V162H184L185 160L183 161ZM105 160H106V159H105ZM156 160H155V161H156ZM164 160H165V159H164ZM166 160H168V158H167ZM171 160H172V159H171ZM188 160H190V158H189ZM199 160L202 162V164H200V166L197 165L198 168L201 167V165L203 166V164H204V159H203V160L199 159ZM234 160H235V159H234ZM237 160H239V159H237ZM132 161H133V159H132ZM155 161H154V162H155ZM160 161H161V159H160ZM160 161H159V162H155V163H159V164H160ZM186 161H187V160H186ZM208 161H209V160H208ZM212 161H213V160H212ZM98 162H99V161H98ZM110 162H111V161H110ZM123 162H124V161H123ZM127 162H128V161H127ZM129 162H130V161H129ZM162 162H163V161H162ZM162 162H161V163H162ZM164 162H166V161H164ZM191 162H189V163H191ZM215 162H216V161H215ZM238 162H239V161H238ZM101 163H102V162H101ZM118 163H119V162H118ZM120 163H122V162H120ZM120 163H119V165H120ZM150 163L152 164L153 162L150 161ZM167 163H168V164H171V162L169 163V160H168ZM173 163H174V161H173ZM205 163H207V162H205ZM233 163H234V162H233ZM233 163H232V164H233ZM174 164H175V163H174ZM186 164H188V163H185V164H184V168H185V165H186ZM192 164H190V167H192ZM210 164H211V163H210ZM108 165H109V164H108ZM112 165H113V164H112ZM156 165H158V164H156ZM162 165H163V163H162ZM162 165L160 164L161 167H162ZM177 165H178V164H177ZM179 165H180V164H179ZM233 165H234V164H233ZM96 166H97V165H96ZM110 166H111V165H110ZM147 166H149V165L147 164ZM147 166H145V167H147ZM151 166H152V165H151ZM153 166H154V165H153ZM165 166H166V164H165ZM171 166H172V164H171ZM171 166H170V167H171ZM188 166H189V164H188ZM188 166H187V169H190ZM228 166H229V165H228ZM156 167H157V166H155V168H156ZM166 167H167V166H166ZM168 167H169V166H168ZM168 167H167V168H168ZM180 167H181V165H180ZM194 167H195V166H194ZM221 167H222V166H221ZM221 167H220V168H221ZM224 167H226V166H224ZM235 167H236V165H235ZM101 168H102V167H101ZM149 168H150V167H149ZM151 168H152V167H151ZM162 168H164V167H162ZM167 168H166V170H168ZM178 168H179V166H178ZM181 168H182V167H181ZM198 168H197V169H198ZM216 168H217V167H216ZM222 168H223V167H222ZM227 168H228V167H227ZM238 168H239V166H238ZM242 168H243V167H242ZM104 169H105V168H104ZM141 169H142V167H141ZM147 169H148V167H147ZM147 169H146V168L144 169V167H143V170H141V172L144 171V170L146 171ZM153 169H154V168H153ZM156 169H157V168H156ZM159 169H160V168H159ZM182 169H183V168H182ZM185 169H186V168H185ZM201 169H202V167H201ZM93 170H94V169H93ZM162 170H165V169H162ZM174 170H175V169H174ZM179 170H180V169H178V172H179ZM138 171H139V173L141 174V172H140V168H139ZM138 171H135V172L138 173ZM145 171H144V175H145ZM160 171H161V170H160ZM183 171H184V170H183ZM210 171H211V170H210ZM96 172H97V171H96ZM100 172H101V171H100ZM135 172H134V173H135ZM153 172L155 173L156 170H155V171L151 170L150 173H149V171H148V173H147L146 175H148V174H150V175H148L146 178L153 179L152 175H155ZM164 172H165V173H164ZM206 172H207V171H206ZM134 173H133V174H134ZM151 173H153V174H151ZM156 173H157V172H156ZM163 173H164V174H163ZM163 173H162V176L164 175L165 178H164V177H162V178H164V182H165V181H166L165 179H166V177H167V176H165L166 171H163ZM179 173H180V172H179ZM181 173H182V172H181ZM196 173H198V172H196ZM199 173H201V172H199ZM199 173H198V174H199ZM208 173H209V172H208ZM210 173H211V172H210ZM135 174H136V173H135ZM135 174H134V175H135ZM157 174H158V173H157ZM183 174H184V173H183ZM201 174H202V173H201ZM203 174H205V173H203ZM136 175H137V174H136ZM158 175H159V174H158ZM166 175H167V174H166ZM168 175H169V174H168ZM175 175H176V174H175ZM177 175H178V174H177ZM177 175H176V176H177ZM189 175H190V174H189ZM193 175H194V173H193ZM196 175H197V174H196ZM199 175H200V174H199ZM199 175H197V176L199 177ZM205 175H206V174H205ZM209 175H210V174H209ZM131 176H132V175H131ZM140 176H141V175H140ZM142 176H143V174H142ZM160 176H161V175H160ZM181 176H182V174H181ZM206 176H207V175H206ZM132 177H133V176H132ZM132 177H131V178H132ZM157 177H159V176H157ZM157 177H156V175H155V177H154V178H155L154 181L156 180ZM173 177H174V176H173ZM173 177H171V178H173ZM190 177H191V175L189 176L188 182H187V179H185L184 181H186L187 183H190L191 181H193ZM200 177H203V178H204L203 175H201ZM200 177H199L198 179H200ZM134 178H135V177H134ZM139 178H140V177H139ZM139 178H138V179H139ZM143 178H144V177H143ZM168 178H169V177H168ZM177 178H178V177H177ZM182 178H183V177H182ZM194 178H195V177H194ZM209 178H210V177H209ZM212 178H213V177H212ZM93 179H94V178H93ZM126 179H127V178H126ZM144 179H145V178H144ZM174 179H175V178H174ZM196 179H197V177H196ZM220 179H221V178H219V180H220ZM222 179H223V178H222ZM222 179H221V180H222ZM87 180H88V179H87ZM96 180H97V179H96ZM129 180H130V179H129ZM148 180H149V179H148ZM157 180H158V179H157ZM169 180H170V179H169ZM189 180H190V181H189ZM201 180H202V179H201ZM201 180H200V181H201ZM210 180L212 181V179H210ZM217 180H218V179H217ZM224 180H225V179H224ZM224 180H222V181H220V182H224ZM91 181H92V180H91ZM127 181H128V179H127ZM130 181H131V180H130ZM133 181H134V180H133ZM133 181H132V182H133ZM141 181H142V180H141ZM144 181H146V180H144ZM144 181H143V182H144ZM149 181H151V180H149ZM154 181L152 180L151 182H154ZM159 181L161 182L162 179L159 180ZM196 181H197V180H196ZM207 181H208V180H207ZM97 182H98V181H97ZM97 182H96V183H97ZM125 182H126V181H125ZM132 182H131V186L133 185L132 187H134V185H137V186H140V185H141V184H140V185H138V184H133ZM151 182H149V183H150L149 185H151ZM155 182H156V181H155ZM181 182H182V181H181ZM193 182H194V181H193ZM198 182H199V181H198ZM216 182H217V181H216ZM86 183H87V182H86ZM94 183H95V181H94ZM119 183H120V182H119ZM119 183H117V185H118ZM135 183H137V180H136ZM139 183H140V182H139ZM157 183L159 184L158 181H157L156 183H154V184H157ZM183 183H184V182H183ZM187 183L184 184V185H187ZM199 183H200V182H199ZM199 183H198V184H199ZM161 184H162V183H161ZM163 184H165V183H163ZM221 184H222V183H221ZM117 185H116V186H117ZM125 185H128V184L125 183ZM172 185H176V183H175V184H170V186H172ZM188 185H190V184H188ZM200 185H201V183H200ZM211 185H212V183H211ZM211 185H209V186H211ZM216 185H218V184H216ZM219 185H220V184H219ZM121 186L125 188V186L120 185V187H121ZM128 186H130V184H129ZM146 186H147V184H146ZM153 186L155 187V185H153ZM153 186H150V187L152 188ZM159 186H160V185H159ZM164 186H165V185H164ZM170 186H169V187H170ZM176 186H177V185H176ZM191 186H192V185H191ZM89 187H90V186H89ZM118 187H119V185H118ZM120 187H119V188H120ZM154 187H153V188H154ZM167 187H168V185H167ZM177 187H178V186H177ZM126 188H127V186H126ZM138 188H139V187H138ZM140 188H141V186H140ZM140 188H139V189H140ZM145 188H146V190H147V192H148V189H147L148 186L145 187ZM165 188H166V187H165ZM189 188H190V186H188V188H186V186H185V189H184V186L182 187L183 191H184V190L188 191L187 189H189ZM133 189H135V188H133ZM133 189H132V191H130V192H132V194H133ZM139 189H137V190H139ZM143 189H144V187H143ZM149 189H150V188H149ZM174 189H175V188H174V186H173L172 189L169 188V191H170V190H174ZM191 189H192V187H191ZM191 189H190V190H191ZM212 189H213V188H212ZM122 190L124 191L123 188H122ZM150 190H151V189H150ZM153 190H154V189H153ZM166 190H167V189H166ZM190 190H189V191H190ZM208 190H209V189H208ZM134 191H136V190H134ZM143 191H144V190H143ZM143 191H142V193L145 194L144 192H146V191H144V192H143ZM163 191H164V195H163V196H164V197L168 196V195L165 196V194H166L165 192H167V191H165V189H164ZM169 191H168V192H169ZM178 191H179V190H178ZM195 191H196V190H195ZM118 192H120V191H118ZM126 192H127V190H126ZM139 192H141V191L139 190L137 193L139 194ZM147 192H146V194H148ZM151 192L153 193V191H150L149 193L151 194ZM170 192H173V191H170ZM209 192H211V191H209ZM209 192H208V194H209ZM123 193H124V192H123ZM137 193H135V197H136V194H137ZM160 193H161V192H159V194H160ZM182 193H183V192H182ZM198 193H199V192H198ZM161 194H163V192H162ZM161 194H160V195H161ZM167 194H168V193H167ZM183 194H184V193H183ZM187 194H188V193H187ZM193 194H194V193H192L191 195H193ZM201 194H202V193H201ZM206 194H207V193H206ZM206 194H205V197H208ZM133 195H134V194H133ZM160 195H159V196H160ZM191 195H189V198H190ZM199 195H200V194H199ZM124 196H125V195H124ZM140 196L142 197V195H140ZM148 196H149V195H148ZM159 196H158V197H159ZM176 196H177V194H176V195L174 194V197H176ZM197 196H198V195H197ZM197 196H196V197H197ZM210 196H211V195H210ZM164 197H163V198H164ZM181 197H182V195H181ZM181 197H180V199L183 198V197H182V198H181ZM184 197H185V196H184ZM131 198H132V197H131ZM143 198H145L144 195H143ZM155 198H157V197H155ZM155 198H154V199H155ZM191 198H192V197H191ZM209 198H210V197H209ZM150 199H151V198H150ZM157 199H158V198H157ZM160 199H161V198H159V200H160ZM200 199H201V197H200ZM211 199H212V198H211ZM140 200H141V199H140ZM147 200H148V199H147ZM194 200H195V198H194ZM209 200H210V199L207 198V201H209ZM190 201H191V200L189 199V202H190ZM211 201H212V200H211ZM180 202H182V201H180ZM153 203H154V202H153ZM192 203H193V202H192ZM138 204H139V202H138ZM181 204H185V203L183 202V203H181ZM188 204H189V203H188ZM208 206H209V205H208ZM169 208H170V207H169ZM206 208H208V207H206ZM172 209H173V207H171V210H172ZM198 209H199V207H198ZM141 210H142V209H141ZM143 210H144V209H143ZM150 210H151V209H150ZM169 210H170V209H169ZM204 211H205V210H204ZM172 213H173V212H172ZM193 213H194V212H193ZM162 214H163V213H162ZM164 214H165V213H164ZM164 214H163V216H164ZM168 214H169V213H168ZM195 214H196V213H195ZM195 214H194V215H195ZM181 215H182V214H181ZM140 216H141V215H140ZM165 216L168 218V215L165 214ZM183 217H184V216H183ZM167 218H166V219H167ZM184 218H185V217H184ZM184 218H183V219H184ZM141 219H142V218H141ZM231 219H232V218H231ZM143 220H144V219H143ZM149 220H150V219H149ZM164 220H165V218H164ZM201 221H202V220H201ZM195 222H196V221H195ZM195 222H194V223H195ZM191 223H192V222H191ZM192 224H193V223H192ZM164 226H165V225H164ZM194 226H196V225H194ZM194 226H193V227H194ZM204 226H205V225H204ZM202 227H203V226H202ZM190 228H191V227H190ZM187 231H188V230H187ZM193 231H194V229H193ZM152 232H153V231H152ZM183 232H184V231H183ZM140 233H141V232H140ZM148 233H149V232H148ZM154 233H155V232H154ZM158 233H159V232H158ZM158 233H157V234H158ZM188 233H189V232H188ZM184 249H185V248H184ZM184 249H183V250H184ZM175 250H176V249H175ZM177 252H178V251H177ZM179 252H180V251H179ZM172 253H173V252H172ZM177 254H178V253H177ZM187 254H188V253H187ZM170 255H171V254H170ZM172 255H173V254H172ZM172 255H171V257H172ZM174 255H175V254H174ZM174 255H173V256H174ZM160 256H161V255H160ZM187 256H188V255H187ZM179 257H181V256H179ZM93 259H94V257H93ZM171 259H172V258H171ZM184 259H185V257H184ZM191 259H192V258H190L189 260L191 261ZM174 260H175V259H174ZM187 260H188V259H187ZM99 261H100V260H99ZM90 263H92V262H90ZM189 263H190V262H189ZM57 264H58V263H57ZM181 264H183V263H181Z\"/></svg>",
	"mask_w": 264,
	"mask_h": 264
},
{
	"label": "rangeland",
	"instance_id": "3",
	"mask_svg": "<svg viewBox=\"0 0 264 264\" xmlns=\"http://www.w3.org/2000/svg\"><path fill=\"white\" fill-rule=\"evenodd\" d=\"M68 13L70 14V12H67V16H69ZM67 19H69V17H67ZM69 21H70V19L66 22V24H68ZM66 24L62 27L63 29H64V27H65V29L67 27L70 28L71 24L69 23L70 24L69 26ZM53 28L52 27L48 28V31L52 32L51 33L52 35H53V32L55 31V29L57 31L60 29L59 27H53ZM62 28L60 29V32H63ZM34 40L38 44L36 42H34ZM34 40L31 41L33 43H31V42H28L26 44L24 43L22 46L23 48L21 47V50L23 49L22 53H24V54L26 53V56L23 54L24 58L27 57L29 59V60L28 59L27 60L30 62V63L28 61L26 62L27 67L29 69L28 68L26 69L28 72L24 69V71H26V73H27L26 74L24 72L25 75L23 73V75L25 77L24 76L21 77L19 75L20 76L19 82L21 80L23 84L35 83L34 82V78H35L34 66H35V62H36L35 61L36 53H38V51L41 48H44L47 45L46 49L44 48V49H41L39 51V52H45V50H47L50 47L49 46L50 43L54 42L53 40H48V41H44V43H43V41H41L40 39L39 40L34 39ZM39 41H40V43H39ZM29 43H30V45H29ZM35 45H36V47L37 46L38 47L36 48ZM25 46L26 47L28 46V47L25 48ZM29 46H31V47H29ZM29 48H31V50ZM32 48H34V50H36V51H33ZM26 49H27V52L25 51ZM23 51H25V52H23ZM30 59H32V60H30ZM30 67H32L33 70H31ZM26 75H27V77H26ZM6 79H9V77ZM0 84L2 86V81L0 82ZM254 97H257V98L261 99L262 101H264V92L258 93V94L233 93V94H229L228 99L243 100V99H251ZM236 112H238V110H236ZM260 115L264 118V108L262 110H260ZM257 128H261L262 132L264 133V124L261 126H258ZM248 142L251 144L255 143L253 140H249ZM257 143H260V142H257ZM262 143L264 145V142H262ZM263 148H264V146H263ZM96 216H98L97 213L87 204H82L75 211H71L68 208L63 210L61 207H59V208H55V210L53 212H51V210H47L46 205H39V207H38V218H39L38 221L35 222V224L33 225V228L30 227L28 229H25V227H24V229H22V232L23 233H28L31 231L34 232L36 229L43 228L45 233H47V235H48V236L47 235L44 236V245L51 246V247H53V249L58 250V252L56 253V255L52 259V260H55L58 264H61L68 257L69 252H67V251L70 250V248H72V247L77 250V251H74V255L80 254L83 257L81 259L82 264H98L99 262H101L105 259L101 252H97V251L93 250V247H94L93 243L95 241L96 242L100 241V237H95L94 234H89V235H87V237L91 239V242L84 243V242H82V240L79 238L78 235H73V233L69 232V230L67 228L71 224H78V225L88 224L91 221H93ZM58 231H60V234ZM64 231H66V232H65V234L62 235V233ZM101 237L106 238L111 243H113L117 248L120 249V247L122 245L121 238H119L117 236H109V235L108 236L103 235ZM25 238L26 237H23V240H25ZM71 243H74V244H71ZM183 249L184 248H182L181 250H179V249L175 250L174 248H172V249L171 248H165L159 242H155L149 247L148 258L150 261H152V264H181V263H183V264H206V260L204 259V257L202 255H200V254L194 255L189 250H187V249L183 250ZM170 254L171 255L175 254V255L174 256L172 255V257H171ZM179 256H181V257H179ZM93 257H94V259H93ZM184 257H185V259H184ZM190 258H192L191 261L189 260ZM90 262H92V263H90Z\"/></svg>",
	"mask_w": 264,
	"mask_h": 264
}]
</instances>
